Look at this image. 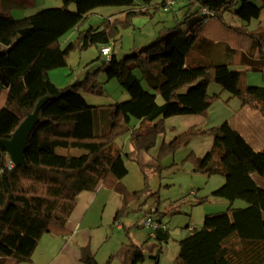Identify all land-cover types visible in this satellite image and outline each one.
I'll return each mask as SVG.
<instances>
[{
	"label": "trees",
	"instance_id": "1",
	"mask_svg": "<svg viewBox=\"0 0 264 264\" xmlns=\"http://www.w3.org/2000/svg\"><path fill=\"white\" fill-rule=\"evenodd\" d=\"M154 1L62 0L61 8L44 9L23 19L0 12V93L7 91L5 105L0 108V244L8 249L14 264L30 263L43 235L66 234L65 225L82 192L103 186L116 193L121 207L113 223L119 224L128 213V205L147 191L146 186L142 192L126 189L122 183L128 173L124 159L138 163L141 152L154 148L157 137L165 132V120L206 116L217 98L208 94L211 83L229 99H238L264 116V87L247 85L245 72L230 70V63L222 60V54L226 59L236 52L200 38L209 18L248 37L251 47L241 54L240 62L251 72H262L264 27L248 28L260 18L264 0H258L259 5L252 0H170L185 4L187 11L181 22L177 20L176 26L160 32L151 44L121 59L113 54L109 61L103 59L101 70L106 80L118 82L129 95L126 101L105 106L86 103L83 93L100 94L96 90L99 70L62 88L50 82L49 72L67 67L70 54L111 44L113 48L120 30L147 14ZM167 1L154 6L165 9ZM70 3L75 4L74 12L66 8ZM101 7L126 11L121 19H104L100 26L80 31L91 11ZM203 9L212 17L203 15ZM228 14L240 25L227 23ZM74 30L79 31L77 36L62 48L60 39ZM42 99L47 101L28 138L25 166L14 167L1 142L10 140ZM132 120L139 126H130ZM122 134L130 135L129 153L115 145ZM198 134L210 136L212 146L203 157L190 153L185 162L193 165L195 173L223 177V185L211 196L228 201L229 207L205 216L199 230L178 241L173 264H264V149L255 151L225 122L208 130L190 128L172 142H163L156 161ZM57 148L84 154L62 156L56 153ZM235 201L244 202L246 207L232 208ZM156 221L162 224L161 218ZM154 239L166 243L167 229L157 228ZM79 253L81 264H98L88 246L81 247ZM121 256V264H142L145 260L142 247L135 244L125 247ZM112 260L113 256L106 264Z\"/></svg>",
	"mask_w": 264,
	"mask_h": 264
},
{
	"label": "rangeland",
	"instance_id": "2",
	"mask_svg": "<svg viewBox=\"0 0 264 264\" xmlns=\"http://www.w3.org/2000/svg\"><path fill=\"white\" fill-rule=\"evenodd\" d=\"M160 2L161 0H155L152 6L147 9V14L132 19V25L130 27L120 30V35L118 37L119 41L113 46L114 54L117 59L123 58L125 55L133 52V50L135 51L143 46L151 44L160 32L176 26L177 20L180 22L183 20L187 11L183 2L175 3L174 6L168 10L162 8L156 9L154 4ZM251 2L259 5L258 0H252ZM63 6L62 0H0V12L14 19H23L44 9L61 8ZM66 8L72 12L76 10L74 3L68 4ZM122 17L116 18L121 19ZM225 20L229 24L235 26L240 25L239 21L232 18L229 14L225 17ZM207 21H209L207 29L209 26L217 23L216 20L211 18ZM102 22L103 17L98 14L90 15L79 27V30L83 31L87 30L89 27H98ZM250 27L248 28L249 31H251ZM252 27L253 30H255L264 26H260V24L256 26V22H253ZM78 32V30H74L63 36L60 39L61 47L64 48L67 44H65V42H67L73 34H78ZM75 36L72 38V41L75 39ZM200 38H203L201 33ZM109 46L112 47V44ZM93 49H95V47H90L87 50L94 51ZM249 50L246 53H248ZM79 53L81 52H74L67 58L68 65L72 67L76 75L80 72ZM246 53H238L239 59L241 54ZM254 57L256 58V55H254ZM89 65L90 67L88 69L90 73L99 70L96 74V90H98L100 94L96 92L97 94H95L94 97L102 98L107 96V98H113L114 102H123L129 99V95L121 90L122 88L116 80H106L105 73L101 70L103 64H101L100 61H93ZM69 66L58 69V71L64 69L70 71ZM229 68L233 70L236 67L230 65ZM50 73H52V71L49 72V75ZM244 79L249 86L264 87V75L261 72H245ZM143 87L146 88L145 84H143ZM218 92H221L222 95H218L213 102L216 104L220 102L228 106L226 100L229 95L226 92H222L217 84L211 83L208 87V94L212 95ZM6 96L7 91L3 90L0 93V104L5 102ZM234 101L240 104L238 99H234ZM232 106L230 105L229 107ZM213 111L218 113L221 109L216 106ZM183 117L184 116H175L165 120V132L163 135L166 136V144L172 142L175 137L187 131L185 130L187 128L183 125L185 124L183 121L186 120L181 119L190 118L188 116H185V118ZM174 126L175 130H171ZM129 138V134H122L115 141V145L124 153H129L131 151ZM209 139L212 138L210 137ZM207 141L208 138L205 137V135H194L187 144L181 145L171 154L162 156L158 163L156 158L163 144V142H161L158 145L156 153V167L148 165L143 167L139 165V161L136 163L128 158L124 159L128 173L122 183L124 182L127 185L128 188L124 185L126 189L133 190H128L129 192H142L145 190L144 188L146 186L147 191L143 192L138 200L128 205V213L119 220V224L122 225L121 229H117L116 224H113V214H110L113 211L110 212L109 208L106 209L103 218L104 228L102 232L98 231L101 233V236L99 239L94 238L93 253L95 251L98 252V258L101 262L105 250L108 246H112L113 243L115 246L111 251L113 260L110 264H120L124 248L131 244H137L142 247L145 257L142 264H173L179 250L178 241L189 236L192 230H199L205 216L222 213L228 209V201L211 196L214 190L223 185V177L220 175L207 177L195 173L193 165L190 162H185V159L190 153H194L197 157H203L207 150H209ZM56 150L58 151L57 154L62 156H76L69 150L59 148ZM62 152L64 154H62ZM244 207H246L244 202L235 201L232 208ZM150 217H153L154 221L161 218L162 224L166 226L169 234V240L166 243H160L151 236L153 235V228L144 227V222ZM97 234L96 232L95 235ZM106 237L107 240L104 242V238ZM109 240L111 244H109ZM106 259L103 262H105Z\"/></svg>",
	"mask_w": 264,
	"mask_h": 264
},
{
	"label": "crops",
	"instance_id": "3",
	"mask_svg": "<svg viewBox=\"0 0 264 264\" xmlns=\"http://www.w3.org/2000/svg\"><path fill=\"white\" fill-rule=\"evenodd\" d=\"M125 11L126 8L101 7L91 11L90 15L98 14L99 16L103 17L104 20L109 18L122 17V14ZM258 24H260V26H264V10H262L260 14V18L258 19V21H256V26ZM208 25H209V21H206L202 28L201 35L203 36V39L210 40L214 43H221L227 45L231 50L236 52V55L232 57L230 55L225 59V55L222 54V60H227L230 63V65H234L236 68H234L233 70L235 71L249 72V69L246 66H243L239 61L240 59L238 57V53H246L250 49L251 47L250 39L232 30L226 29V27L222 26L218 22L209 26V28L207 29ZM251 25L253 26V23H251ZM252 26L250 27L251 30H253ZM75 35L77 36V34H73V36H71L67 40V42H65V44L71 42L72 38ZM93 50L94 51L87 50L79 53L80 72L78 75H76L72 67L68 65L70 71H68L67 69H64L62 71H58V69L53 70L52 73H50L49 75L50 82L54 86L62 88L82 80L83 77L86 75V73H90L88 68L90 67L89 64L91 62L100 61V63L103 64V58L100 57V48H95ZM112 54L115 55L114 47L111 48V55ZM261 73L264 75V70ZM94 95L95 94H91V93L82 94L84 100L90 106H105L115 103L113 98H107V96L100 98V97H94ZM212 95L215 96L217 95L218 97V95H222V93L218 92ZM160 100H161L160 98H157L158 104H162V101ZM226 101L228 103V106H225L220 102L217 104L213 102L209 107L206 116L192 115V116H188L190 119H181V120H186L183 121L185 122V124L183 125H185V128H187L185 130H188L190 128H194L196 130H208L214 127H218L219 125L227 122L234 130H236L238 133H240L243 136V138L250 144V146L255 151L264 149V116L259 112L258 109L251 106H243L241 103L240 104L235 103L234 99H229V96L227 97ZM5 102H6V98H5ZM5 102L0 104V108H2L5 105ZM230 105L233 106L229 107ZM216 106H218L221 109V111L218 113L213 111V109ZM183 118H185V116ZM139 124L140 123L138 121L132 120L130 126L138 127ZM171 130H175V126L172 127ZM205 137L208 138L207 144H208V149L210 150L212 146V139H209L210 136L208 135H205ZM161 142H166L165 135H159L157 137L155 148L151 149L146 153L145 152L140 153V156H138L139 165H142L143 167L147 165L152 167L157 166L155 162V158H156L158 145ZM209 150H207V152ZM70 152H73V154L76 156H80L84 154L83 151H79L76 149L70 150ZM56 153H58L57 150ZM62 154L64 153L62 152ZM124 185L127 187L125 183ZM120 207H121L120 197L113 191L103 186H99L94 192L80 193L76 197L75 207L65 225L66 234L63 236H56L52 234L43 235L35 251L32 254L31 262L21 263V264H81L79 261V257H80L79 250L81 247L88 246L92 252L94 251V240H95L94 238L99 239L101 236V233L98 231L102 232L104 228L103 218L106 209L109 208L110 212L113 211L110 214H113V218H114L116 211H118ZM113 224L114 225L116 224L117 229L122 228L121 224L118 223H113ZM96 232L99 235L98 234L95 235ZM104 239H105L104 242H106L107 237ZM108 242L109 244H111L110 240ZM114 246L115 245L113 243L112 246H108V248L105 250V253L103 255L102 262L98 258V252L96 251L94 252L95 259L98 264L106 263L109 257L113 255L111 251L114 248ZM105 259L106 261L103 262ZM1 260L3 261L2 264H14V261L10 258V252L8 251V249L0 244V261Z\"/></svg>",
	"mask_w": 264,
	"mask_h": 264
},
{
	"label": "water",
	"instance_id": "4",
	"mask_svg": "<svg viewBox=\"0 0 264 264\" xmlns=\"http://www.w3.org/2000/svg\"><path fill=\"white\" fill-rule=\"evenodd\" d=\"M105 61H103V64ZM47 99L40 100L33 113L28 115L22 123L15 130L10 140H3L1 142L3 149L7 153L10 163L14 167L25 166L24 153L28 138L36 125L38 124V113L41 107L45 104Z\"/></svg>",
	"mask_w": 264,
	"mask_h": 264
},
{
	"label": "built area",
	"instance_id": "5",
	"mask_svg": "<svg viewBox=\"0 0 264 264\" xmlns=\"http://www.w3.org/2000/svg\"><path fill=\"white\" fill-rule=\"evenodd\" d=\"M174 5V2L173 1H167L166 2V7H165V10L171 8L172 6ZM202 14L203 15H206V16H209V17H212V13L208 12L207 10L203 9L202 10ZM100 56L106 60V61H109L110 58H111V47L109 45H105V46H102L100 47ZM144 227H148V228H153V236L154 237V232L157 228H160L162 230H165V226L163 224H158L157 221H154L151 217L148 218L145 222H144Z\"/></svg>",
	"mask_w": 264,
	"mask_h": 264
}]
</instances>
